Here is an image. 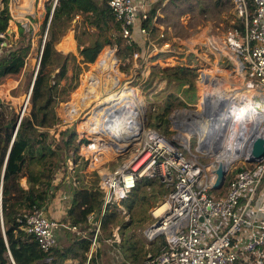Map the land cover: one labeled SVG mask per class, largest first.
Masks as SVG:
<instances>
[{
	"label": "built area",
	"instance_id": "built-area-1",
	"mask_svg": "<svg viewBox=\"0 0 264 264\" xmlns=\"http://www.w3.org/2000/svg\"><path fill=\"white\" fill-rule=\"evenodd\" d=\"M13 3L17 2L11 0V12ZM152 3L153 0L109 1L116 20L121 24V36L136 45L138 41L134 35L141 34L147 42V53L144 55L142 51L136 50L132 54L134 60L140 57L146 64L151 55H157L155 65L171 67L180 63L177 65L196 69L195 85L198 89L189 98L183 91L181 100L187 106L176 109L170 115L172 130H179V137L183 131L190 134L182 143L159 128L148 126L147 110L153 105L154 99L148 102L143 98L141 108L137 109L139 113L134 109L132 112L128 107L121 108L114 102L99 105L100 99H95L93 105L81 109L76 117L80 118L76 129L78 154L86 162L87 171L99 175V183L105 192L99 216H89V231L93 234L91 248L83 264H89L93 251L100 245L98 235L107 208L112 207L129 219L128 200L144 178L159 179L171 186L162 203L152 209L153 222L143 230L147 241L152 242L158 236H163L166 243L157 255L149 254L145 264H236L240 258L239 243L242 244L244 255L253 261L252 264H264V216L252 214L259 189L264 183V158L238 170L225 193L217 195L214 170L221 160L219 147L224 140L218 139L222 132H216V144L212 147L208 139L201 137L202 125L195 124V118L199 117L210 124L228 121L231 111L226 109L236 103L218 99L212 100L218 101L217 105L211 104L208 91L211 86L213 90L215 82H210L206 76L207 71L214 66L210 68L206 65L210 63V58L216 61V66L221 61H225L227 66H235V85L231 89L242 90V93L249 95L248 100L259 102L258 110L262 109L264 0H253V8L248 0H233L236 11L244 20L243 29L230 27L226 31H202L195 39L193 35L188 38H167L164 27L160 25L163 5L152 15ZM28 21L25 18L23 25L27 26ZM153 28L160 32L156 42L152 38ZM1 36L5 37V33H1ZM7 44L6 41L0 42V53ZM187 87L189 84L184 85L183 89ZM31 91L24 94L18 124L30 109ZM150 97L153 98V94ZM70 103V100L61 101L58 114L61 115L62 108L72 111ZM86 108L88 110L82 115ZM251 114L248 111V115ZM188 117L193 118V122L182 125V121ZM117 121H121L119 124L123 128H116ZM191 134L199 136L195 149L192 148ZM70 197L69 194L62 196L63 200H69ZM259 211L264 213V204L256 212ZM18 220L45 252L58 244L61 230H70L83 236L87 234V230L49 216L42 208L25 212L19 215ZM107 240L119 244L122 241L120 228L117 227L113 237ZM8 255L10 264H17L10 250Z\"/></svg>",
	"mask_w": 264,
	"mask_h": 264
},
{
	"label": "trees",
	"instance_id": "trees-1",
	"mask_svg": "<svg viewBox=\"0 0 264 264\" xmlns=\"http://www.w3.org/2000/svg\"><path fill=\"white\" fill-rule=\"evenodd\" d=\"M109 1L53 0L48 4V15L40 31L41 35L47 32V37L44 43L42 38L40 40L43 47L36 70L28 67L31 42L27 40V35L30 30L27 31L20 23L19 37L13 39L14 32L8 33L12 19L11 0H0V42L8 43L0 53V85L14 79L19 84L12 93L22 94L32 89L30 109L19 124V111L0 98V264H10L8 250L17 264H68L69 259L80 260L79 264H83L87 260L93 234L89 231V216H99L105 192L99 183V175L88 172L86 162L78 154L76 127L59 116L57 105L71 99L84 66L95 62L106 46L124 48L132 59V54L141 49L139 45H133L131 40L121 36V24L116 20ZM248 1L253 8V0ZM182 3L187 8L184 10L181 7L180 16L189 13L186 24L179 19L172 20L171 15ZM233 6V0H168L162 7L164 16L160 21L166 24V37L170 38L169 33L175 36L182 31L195 29L208 19L220 22L222 13H231ZM157 8L151 10L152 15ZM77 16L81 17L75 34L78 53H66L58 49L55 42L65 26ZM234 17L236 23L232 27L243 29V18L237 15ZM69 26L66 32L71 29ZM156 31L157 28H153L152 35ZM1 33H5V37ZM106 50L108 48L99 58ZM110 50L116 60V68L122 70L123 53ZM149 68L145 88L151 86L157 78L166 80V88L155 94L160 102H154L148 108L146 122L148 126L157 127L170 135L174 132L170 115L176 109L187 106L181 100L183 91L189 98L198 89L195 85L197 72L195 68L184 65L161 67L152 64ZM99 69H103L102 63ZM186 84L189 87L183 89ZM92 85V80L86 82L85 91L90 92ZM245 167L248 165L228 173L225 187L237 171ZM59 172L62 178L56 184L55 178ZM23 177L27 178L28 189L21 185ZM223 188L218 189L216 194L223 195ZM170 189L171 186L159 179L144 178L140 181L128 200L129 219H125L114 208H107L98 235L99 243L104 244L107 239H111L114 230L119 227L122 234V241L118 244L121 263L145 264L149 254L157 255L166 243L165 238L158 236L148 246L137 230L153 222L151 209L162 203ZM60 190L71 196L67 200V210L62 220L80 229H87V234L83 236L65 230L66 238L45 252L37 240L25 231L18 217L34 208H47L48 202ZM99 246L93 251L89 264H104L103 246Z\"/></svg>",
	"mask_w": 264,
	"mask_h": 264
},
{
	"label": "rangeland",
	"instance_id": "rangeland-1",
	"mask_svg": "<svg viewBox=\"0 0 264 264\" xmlns=\"http://www.w3.org/2000/svg\"><path fill=\"white\" fill-rule=\"evenodd\" d=\"M15 1L17 2V0H15ZM52 1L53 0H18V2L16 4L13 3V12H11V10H10L11 15H12V19L10 20V23H9L8 33L10 34V33L14 32L13 39L19 37V29H18L19 24L21 23L23 25L22 21H25L26 17L29 18L28 20H30V21H28L27 26L23 25L27 31L30 30L29 34L27 35V40L28 41L30 40V42H31V51H30V54L28 56V67L29 68L30 67L36 68V70L38 68L40 56H41V52H42L41 46L43 47V45L40 44V40L42 38L43 43H44V41L46 40V37H47V32H45L44 34L41 35L40 31L42 29V25H43L44 21L47 18V15H48L47 5L51 4ZM167 3H168V1L166 2L165 0H153V3L150 7V10H153L154 8H157V7L160 8V6H162V5L164 6ZM181 7L184 10H186L185 8H187L185 3H182L181 6H178V8L175 10V12H172V14H171L172 20L176 21V19H179L181 22L186 24L189 13H187L186 15L181 17L180 16V13L182 11ZM164 14H165V12H164ZM30 15H33V17H31ZM234 15L239 16L238 12L236 11L235 7L233 6L231 13H229V11H224L222 13L220 22L217 20L208 19V20H205L203 24L199 25L195 29H189L188 31H182V32L178 33L179 35L177 34L175 36H179L181 38H188L189 36L200 34L202 31H205V32H213L216 30L226 31L230 27L234 26V24L236 23V17H234ZM80 19H81V17L77 16L74 20H72L71 23H69L70 26L69 25L65 26L66 27L65 30L63 31V33L61 34L59 39L56 40V42H55V45L58 49L61 48L64 50L71 51V53H75V54L78 53V42L75 38V34H76V29L78 28L77 25H78ZM242 21H244V20L242 19ZM160 25H162L164 27V29L166 28V24L163 23L162 21L160 22ZM68 26L71 27V29L68 32H66ZM67 34H69L68 36H72L73 41H71V39H70V41L69 40L68 41H69V43L74 42L73 46H69V47L64 46L62 41L65 40V36ZM159 35H160L159 31H156L152 35L154 42H156L159 39ZM171 35L172 34L169 33L170 38L174 36V35H172V36ZM68 36H67V38H68ZM134 37H135V40L138 41L137 45H139V47L141 48L139 51L140 52L142 51L143 54L145 55V53H147V50H148L147 42L145 41V39L143 38V36L141 34L134 35ZM59 43H62L61 47L59 46ZM106 48L112 49L115 51H121L123 53V56H124V62L122 63V70L120 68H119V70H116V73L114 76H107V72H109L110 68H107L105 70L99 69V64L102 62L100 59H102V57H104L106 53L104 52V54L101 56V58H99V57H100L101 53ZM102 52L98 56L99 59L97 58L95 62L89 63L87 66H84L83 72L81 73L80 78H79L78 86L75 89V91L72 93L71 99H70V101L75 100L72 103L75 108L77 106H79L80 103L82 102V98H81V96L78 97V95H79L78 93L80 92L82 87H84V85H85L84 83L88 82L89 80H94V79L98 81L96 87L100 89L99 90L100 92H98L99 97L101 95H105L109 91H113L114 89L119 88L120 86L121 87L128 86V87H134L138 92H140L142 94L143 98L146 99L148 102H151L152 99H154L155 103L160 102L159 99L155 98V94L159 90L166 88V80H160V78H157V80L155 82H153V84L151 86L145 88L146 80H147V77H148L149 71H150L149 67L152 64H156L154 61L157 58V55H155V56L151 55L149 57V60L146 61L147 63L143 64L142 59H140V57L138 59H135V60L132 59L131 56H129L127 54V51L124 48L113 49L110 46H106L102 50ZM210 59H211L210 63H208L206 65L211 68L213 65L216 64V61L212 60V58H210ZM175 64L177 65L180 63H175ZM201 65H204V64H201ZM218 65L221 68H227V69H229V71L236 73V70L234 69L235 66H232V67L227 66V63H225V61L219 62ZM114 79H118V83L114 84V87L109 90V88L107 86L113 85ZM233 85H235V83L233 81L228 82L229 88H232ZM101 88H102V90H101ZM14 90H16V89H14ZM209 90H212V86L210 87ZM24 94L25 93L21 94L20 92L12 93L13 96L22 95V96H18L16 98H14V102L16 103V105H13L11 103L14 110H15V106H16L17 112L18 111L21 112V107H23V101H24V96H25ZM88 94H91L90 98H93L96 96L95 93H92V92H88ZM152 94H153V98L150 97ZM184 98H185V96H184ZM186 100H188V99H186ZM59 104L57 105V111L58 112L60 109ZM91 105H93V102L91 103ZM82 108H84V106L80 107V109L78 108L77 112L76 111L73 112V109H72V111H67L66 109L62 108V113H61V115L60 114L59 115L65 121L69 122L71 126H74L77 129V123L80 120V118H76V117L79 115V112L81 111ZM87 110L88 109L86 108L82 112V115ZM82 115H81V117H82ZM178 131L179 130L175 131L174 133H171L169 136H174L175 139L179 142H182V143L185 142L184 137L188 138L189 132L183 131L184 134L182 133V135L180 136L181 138H180L177 135ZM198 139H199V136L197 134H191V142H192V148L193 149H195L197 147ZM243 157L244 156H242V157L239 156V158L233 159L232 160L233 162L231 161L232 162L231 165H233V166L230 168V172L236 170L238 167L250 165L249 163H247L245 161V158H243ZM226 189H227V186L225 187V185H224L222 193H225ZM216 192H215V194H216ZM218 194L219 193H217V195ZM160 204L153 207L152 209L157 208ZM152 209H151V214H152ZM152 216H153V214H152ZM149 225H147L145 228H139L137 230V233L147 242L148 246L151 245V241L150 242L147 241V239L144 236L143 230L146 229ZM64 231L65 230L60 231V234L58 236L59 243H61L60 241H63L66 238V234ZM101 246H103L102 247L103 257L107 261H109L111 263L119 262V260H120V251H119L120 246L118 244H114L111 241L106 240L104 244L100 243L99 247L101 248ZM79 261L80 260L75 261L73 259L72 260L69 259L67 262H68V264H79Z\"/></svg>",
	"mask_w": 264,
	"mask_h": 264
},
{
	"label": "bare ground",
	"instance_id": "bare-ground-1",
	"mask_svg": "<svg viewBox=\"0 0 264 264\" xmlns=\"http://www.w3.org/2000/svg\"><path fill=\"white\" fill-rule=\"evenodd\" d=\"M18 2V0H17ZM197 36L193 35V39ZM105 56L100 59L103 64V69H109L107 72V76H114L116 73V60L114 58L113 52L108 49L105 51ZM107 55H111L112 58L109 60L106 57ZM207 78L210 82H215L214 88L212 91H208V96H210V100H222V101H232L236 102L235 105L229 106L226 111H231L230 117L228 121H224L223 123H213L210 124L208 121H204L202 117L195 118V124H201L203 128L201 132V137L208 139V143L213 147L216 144L217 134L216 132L219 130L222 135L219 137L218 141H223L222 146L219 147V156L221 160L219 162L232 163L233 159L239 158V156H244V152L247 151L248 144L251 140V136L254 132H259L264 123V105L261 110L259 109V102H252V100H248L249 95L246 93H242L241 91H233L228 86V82L235 80L236 74L234 72L228 71L227 69L221 68L219 66L214 65L209 71H207ZM119 79V78H118ZM118 79H114L113 85L107 86L109 90L114 87V84L118 83ZM224 80V81H223ZM97 80L94 82L90 92L95 93V97L90 98L91 94H88L85 91V85L82 87L78 94L81 95L82 102L76 108L72 104L74 101H71V110L73 112L80 109V107L89 106L95 99L99 100V105H109L111 103L119 104L121 108H131V111L134 109L137 113L143 104V97L134 87H119L114 89L113 91H109L105 95H101L99 97L98 92H100L99 88L96 87ZM86 83V82H85ZM84 83V84H85ZM102 90V88H101ZM80 97V96H79ZM247 99V100H246ZM218 101H212L211 104L217 105ZM256 109V110H253ZM248 111L252 112L251 115H248ZM133 112V111H132ZM189 116V115H188ZM193 118L188 117V119L182 121V125L186 122L192 121ZM121 121H117L116 128H123L119 123ZM215 127L212 129V127ZM225 129V130H224ZM187 134V133H186ZM190 134V133H189ZM188 134V135H189ZM186 140L187 138L184 137ZM232 161V162H231Z\"/></svg>",
	"mask_w": 264,
	"mask_h": 264
},
{
	"label": "crops",
	"instance_id": "crops-1",
	"mask_svg": "<svg viewBox=\"0 0 264 264\" xmlns=\"http://www.w3.org/2000/svg\"><path fill=\"white\" fill-rule=\"evenodd\" d=\"M30 16L33 17V15H30ZM28 19L29 18H27V20ZM68 35L69 34H67L65 36V40H64V44H65L66 47H69L68 45H70V44L72 46L74 45V42L73 43H71V42L69 43L70 39H71V41H73V39H72V36H68ZM67 36H68V38H67ZM59 49H61V48H59ZM61 50L64 51V52H66V53H70L71 52V51L64 50V49H61ZM106 57L108 58L109 63H110L111 55H107ZM95 81H96L95 79L92 80L93 85H94V82ZM18 84H19V81L14 80V79H9L6 83L1 84L0 85V98L2 100H5L8 103H12L13 105H16V103L14 102V98H16L18 96H22V95L13 96L12 95V91L14 89H16V87L18 86ZM15 108H16V106H15ZM61 178H62V173L59 172L57 174L56 178H55V183L56 184H59ZM21 185L24 188L28 189L29 185H28V182H27V178L26 177H23L21 179ZM64 194H65L64 191L62 192V190H60L57 193V195L48 202V206L44 210L46 211V213L49 216L55 217L57 219H63V217H64V215L66 213L67 204H68V201L67 200H63V198H62V196ZM263 204H264V183L262 184V186L259 189L258 197H257V199H256V201L254 203L253 210H252V214L253 215H258V216H264V213L262 211L256 212L258 210V208L261 205H263ZM85 230H87V229H85ZM241 245H242L241 243H239V245H238V250H239V253H240V258L238 259V261L236 262V264H252L253 261L251 262L244 255V251L242 250ZM104 264H124V263H121V260H119V262H113V263H111V262H109V261H107L105 259Z\"/></svg>",
	"mask_w": 264,
	"mask_h": 264
},
{
	"label": "water",
	"instance_id": "water-1",
	"mask_svg": "<svg viewBox=\"0 0 264 264\" xmlns=\"http://www.w3.org/2000/svg\"><path fill=\"white\" fill-rule=\"evenodd\" d=\"M243 154V158H245V161L249 164L258 162L264 158V123L259 132H254L252 134L247 151ZM232 166L233 165L230 163H218L217 168L214 170L216 174L214 182L215 189H221L225 185L228 173L230 172V168Z\"/></svg>",
	"mask_w": 264,
	"mask_h": 264
}]
</instances>
